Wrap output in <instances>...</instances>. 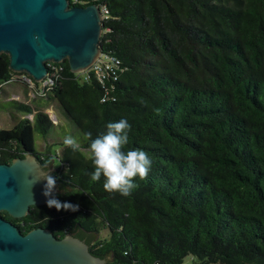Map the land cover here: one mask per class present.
Listing matches in <instances>:
<instances>
[{
	"label": "trees",
	"instance_id": "trees-1",
	"mask_svg": "<svg viewBox=\"0 0 264 264\" xmlns=\"http://www.w3.org/2000/svg\"><path fill=\"white\" fill-rule=\"evenodd\" d=\"M78 1L69 5L107 8L98 46L126 71L115 101L102 103L100 86L75 80L64 61L46 97L77 127L83 149V133L95 138L126 119L123 150L147 152L151 169L130 195L107 192L103 178L91 180L90 159L62 143L64 170L50 199L60 209L0 216L21 234L88 235L90 253L105 264H182L188 256L264 264V0ZM15 75L1 55L0 87ZM11 104L32 119L0 130V164L34 153L33 135L54 126L44 112ZM103 230L108 237L95 240Z\"/></svg>",
	"mask_w": 264,
	"mask_h": 264
},
{
	"label": "water",
	"instance_id": "water-1",
	"mask_svg": "<svg viewBox=\"0 0 264 264\" xmlns=\"http://www.w3.org/2000/svg\"><path fill=\"white\" fill-rule=\"evenodd\" d=\"M99 7L69 5V0H0V56L14 74L35 83L48 74L47 63L66 61L69 72L87 70L101 53ZM35 157L26 153L9 165L0 164V214L26 217L31 207L48 204V191ZM67 237V239H66ZM89 246L68 234L56 238L36 228L26 234L0 216V264H105Z\"/></svg>",
	"mask_w": 264,
	"mask_h": 264
},
{
	"label": "clouds",
	"instance_id": "clouds-1",
	"mask_svg": "<svg viewBox=\"0 0 264 264\" xmlns=\"http://www.w3.org/2000/svg\"><path fill=\"white\" fill-rule=\"evenodd\" d=\"M131 125L126 119L106 124V132L93 138L91 132L83 133L88 141L87 152L93 166L91 180L100 181L103 178V188L107 192H117L121 196L130 195L137 187L135 178L144 179L147 177L152 160L149 154L141 149H131L124 151V147L129 143V131ZM63 144L74 151L80 147L78 140L66 135ZM46 181L45 195L51 191L56 182V178L50 173L41 177ZM48 206H55L60 209V204L55 200H49ZM65 209L70 207L64 205ZM67 239V237H66Z\"/></svg>",
	"mask_w": 264,
	"mask_h": 264
},
{
	"label": "rangeland",
	"instance_id": "rangeland-1",
	"mask_svg": "<svg viewBox=\"0 0 264 264\" xmlns=\"http://www.w3.org/2000/svg\"><path fill=\"white\" fill-rule=\"evenodd\" d=\"M11 101L30 107L34 111L39 110L44 112L54 124L44 138L37 134L33 135L34 150L37 153L51 156L54 168L60 167L62 143L66 135L75 137L80 144L78 149L81 155L85 159L89 158L87 149L82 148L83 137L79 133V130L70 120L62 115L57 108V103L48 97L38 95L33 88H29L26 85L8 83L0 87V130L11 129L21 119L29 121L32 119L31 115L24 114L14 108ZM108 234V230H103L94 238L95 240L107 238ZM182 264H199V262L195 258L188 256L183 260Z\"/></svg>",
	"mask_w": 264,
	"mask_h": 264
},
{
	"label": "built area",
	"instance_id": "built-area-1",
	"mask_svg": "<svg viewBox=\"0 0 264 264\" xmlns=\"http://www.w3.org/2000/svg\"><path fill=\"white\" fill-rule=\"evenodd\" d=\"M72 4L83 5L78 0H72ZM98 7L100 11L101 24H103L108 20L109 12L105 6L98 5ZM46 65L48 74L42 81L35 83L29 76L23 74L13 76L10 83H12L13 80H19V84L33 88L35 93L46 97V94L50 91V89L60 80V74L63 71L61 66H56L59 64L47 63ZM125 71L126 69L121 67V63L117 58L101 52L87 70L73 75L75 76L74 79L80 83L95 81L103 92L100 101L102 103H106L115 101V83Z\"/></svg>",
	"mask_w": 264,
	"mask_h": 264
},
{
	"label": "flooded vegetation",
	"instance_id": "flooded-vegetation-1",
	"mask_svg": "<svg viewBox=\"0 0 264 264\" xmlns=\"http://www.w3.org/2000/svg\"><path fill=\"white\" fill-rule=\"evenodd\" d=\"M31 155H33L34 157H35V159H36V161H37V163H38V165H39V167H40V169H41V171L42 172H44V173H46V175L48 174V173H50L52 176H57V174H59V172L60 171H63L64 170V166L62 165V164H60V167L59 168H54L53 167V163L51 162L49 165H47V164H43L41 161H42V158H40V156H39V153H37L36 151L34 152V153H30ZM23 155H24V157H25V155H26V153H24L23 152ZM23 157V158H24ZM10 164V163H9ZM9 164H5V165H9ZM58 192V187H57V185H56V183H55V186H54V193L52 194V196L55 194V193H57ZM51 196V197H52ZM4 213V212H3ZM11 218V217H10ZM12 219V218H11ZM12 220H18V219H12ZM6 221V220H5ZM9 223H11V222H9ZM12 224V223H11ZM12 225H14L15 226V224H12ZM74 235H76L75 236V238H77V239H79V240H81V241H83L84 243H87L86 241L89 239L88 238V235H80V234H77V232H75V234Z\"/></svg>",
	"mask_w": 264,
	"mask_h": 264
}]
</instances>
